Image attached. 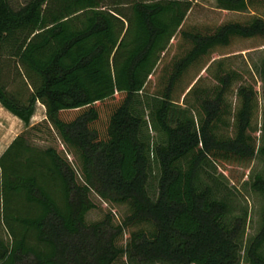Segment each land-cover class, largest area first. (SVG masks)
<instances>
[{
  "label": "trees",
  "instance_id": "16d2710c",
  "mask_svg": "<svg viewBox=\"0 0 264 264\" xmlns=\"http://www.w3.org/2000/svg\"><path fill=\"white\" fill-rule=\"evenodd\" d=\"M195 2L0 0V51L29 90L0 82L25 126L0 154V264H239L244 223L199 176L211 164L240 183L233 167L264 162L253 71L224 53L264 46V0H216L237 16L189 22ZM251 187L264 196V177ZM246 252L264 264V212Z\"/></svg>",
  "mask_w": 264,
  "mask_h": 264
},
{
  "label": "rangeland",
  "instance_id": "374dc122",
  "mask_svg": "<svg viewBox=\"0 0 264 264\" xmlns=\"http://www.w3.org/2000/svg\"><path fill=\"white\" fill-rule=\"evenodd\" d=\"M8 1L13 9H18L29 0ZM114 1H121L124 5H129L137 0H104V3H112ZM235 16L237 15L218 8L216 0H196L188 15V21L220 22ZM224 53L230 55L241 54L239 60L243 59L253 71L260 102V131L258 138L259 145H262L264 142V82L260 69L264 61V46H257L255 41H239L224 51ZM217 56L216 54L215 57ZM18 70L19 67H17L15 59L10 57L7 52L0 51V82H3L7 86V90L13 93L19 92L22 99H25L29 95V90L23 85ZM44 116V106L37 103L34 117L31 118L30 123H36V121L38 122L43 119ZM144 119L147 121L144 128V140L149 143L150 149H153L163 138L160 133L152 128L150 118L145 116ZM24 128V124L0 104V154ZM232 169V173H237L238 175L240 172L244 173L240 183H235L220 168H215L211 164L203 166L199 177L203 184L211 185L216 192L217 198L227 201V220L234 221L236 218H240L244 223L243 234L240 238L239 264H249L246 250L262 228L264 212V196L255 192L251 184L256 175L264 177V162L261 156L257 155L247 169L237 167H233ZM157 181L158 173L154 164L148 181V190L151 195L157 192ZM99 216L98 212L90 214L91 219Z\"/></svg>",
  "mask_w": 264,
  "mask_h": 264
},
{
  "label": "crops",
  "instance_id": "0c3cea01",
  "mask_svg": "<svg viewBox=\"0 0 264 264\" xmlns=\"http://www.w3.org/2000/svg\"><path fill=\"white\" fill-rule=\"evenodd\" d=\"M33 117H34V116H33ZM33 117H32V118H33ZM36 122H37V121H36Z\"/></svg>",
  "mask_w": 264,
  "mask_h": 264
}]
</instances>
